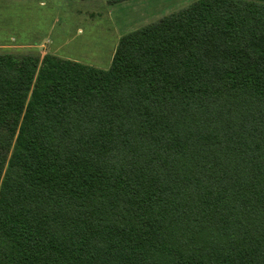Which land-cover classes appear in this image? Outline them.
Here are the masks:
<instances>
[{
	"label": "trees",
	"instance_id": "obj_1",
	"mask_svg": "<svg viewBox=\"0 0 264 264\" xmlns=\"http://www.w3.org/2000/svg\"><path fill=\"white\" fill-rule=\"evenodd\" d=\"M0 264H264V0L0 52Z\"/></svg>",
	"mask_w": 264,
	"mask_h": 264
},
{
	"label": "crops",
	"instance_id": "obj_2",
	"mask_svg": "<svg viewBox=\"0 0 264 264\" xmlns=\"http://www.w3.org/2000/svg\"><path fill=\"white\" fill-rule=\"evenodd\" d=\"M188 6L189 0H0V52L59 57L62 40L105 24L115 39L110 65L121 36Z\"/></svg>",
	"mask_w": 264,
	"mask_h": 264
},
{
	"label": "rangeland",
	"instance_id": "obj_3",
	"mask_svg": "<svg viewBox=\"0 0 264 264\" xmlns=\"http://www.w3.org/2000/svg\"><path fill=\"white\" fill-rule=\"evenodd\" d=\"M194 2L195 0H189V5ZM104 28L105 24H99L95 31L89 30L81 39H73L69 43L68 40H62L64 47L59 51V57L101 70L108 69L115 39Z\"/></svg>",
	"mask_w": 264,
	"mask_h": 264
}]
</instances>
